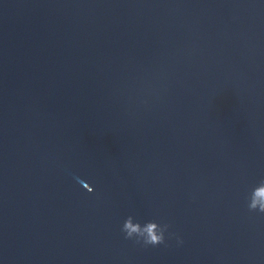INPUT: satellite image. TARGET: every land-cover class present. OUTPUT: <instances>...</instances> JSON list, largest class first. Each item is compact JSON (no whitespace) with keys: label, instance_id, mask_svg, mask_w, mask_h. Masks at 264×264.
I'll return each mask as SVG.
<instances>
[{"label":"water","instance_id":"water-1","mask_svg":"<svg viewBox=\"0 0 264 264\" xmlns=\"http://www.w3.org/2000/svg\"><path fill=\"white\" fill-rule=\"evenodd\" d=\"M261 179L264 0H0V264H264Z\"/></svg>","mask_w":264,"mask_h":264},{"label":"clouds","instance_id":"clouds-1","mask_svg":"<svg viewBox=\"0 0 264 264\" xmlns=\"http://www.w3.org/2000/svg\"><path fill=\"white\" fill-rule=\"evenodd\" d=\"M83 188L89 193L93 192V188L89 187L88 183L80 181ZM247 208L250 212H259L264 214V179H261L256 186L252 188L247 197ZM171 227L168 223H159L155 220H149L141 223L135 220L133 215L127 216L124 220L121 232L126 240H134L136 244H141L144 247L166 245V233L169 237L175 236V233H169ZM177 244L182 245L183 240L176 236Z\"/></svg>","mask_w":264,"mask_h":264}]
</instances>
